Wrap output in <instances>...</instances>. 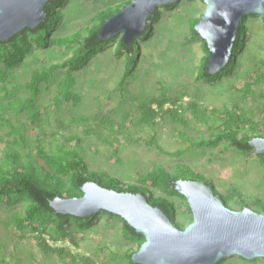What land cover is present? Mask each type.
Listing matches in <instances>:
<instances>
[{"label": "rangeland", "instance_id": "rangeland-1", "mask_svg": "<svg viewBox=\"0 0 264 264\" xmlns=\"http://www.w3.org/2000/svg\"><path fill=\"white\" fill-rule=\"evenodd\" d=\"M124 1L69 0L63 8L64 20L53 35L70 34L81 27L88 28L93 19L97 18V12L117 7L118 3ZM160 8L162 16L152 23L154 31L139 39L141 52L134 56L133 64L136 66L132 67L135 71L128 77L125 90L119 87V82L125 72L127 60L124 56L117 57V42H113L99 51L84 67L75 71L78 82L75 90L82 95L79 105L54 103L62 72L57 73L49 84L43 83L41 103L48 106V110L44 125L36 129V135H46V138L55 144L57 141L66 142L68 135L77 134L84 145L88 170L100 172V169H103L107 173L104 176L106 180L118 176L122 180L131 178L134 181L138 172H148L163 164L172 171L177 162H183L194 171L201 172L200 174L211 180L221 192L233 189L242 191L245 194L243 199L237 196L229 203L234 209L241 210L245 204L254 210L261 209L264 205V163L260 161L256 150L244 155L233 148H227L226 143L217 148L189 147V142L180 138V132H187L194 139L213 132L206 125L193 122L186 126L164 119L159 121L155 129L147 125L137 127L144 140H149L155 135L166 150L176 152L183 149V155L177 156L162 154L144 140L136 142L130 139L131 135L134 137V128L116 132L114 136L119 140L122 159L116 162V158H111L110 144L97 135L102 130L104 139L109 140L111 134L107 126H101L94 121L90 125L70 122L72 115L98 114L120 124L124 114H138L139 99L158 94L160 83L169 88L171 95L180 90L187 93L183 96L185 102L198 100L202 107L209 110L224 106L230 109H253L256 113L255 119L258 122L264 121V111L261 110L264 108V83L254 85L257 93L255 99L253 96L244 99L237 89L243 87L247 81L253 82L259 75H264V18L261 15L249 17L246 49L234 63L229 76L221 81L209 83L197 79L205 56L203 39L189 42L193 36V27L195 28L197 23L195 21L202 17L206 9L205 2L180 0L172 9L164 6ZM72 53L73 47L69 49L53 44L47 47L36 45L33 53L12 72V77L20 83H26L34 70L61 62ZM18 95L26 97L29 92L22 90ZM133 96L138 100H134ZM20 118L25 120V115ZM59 119L65 121V127L59 123ZM14 120L19 118L15 117ZM127 125L132 126L129 121L125 122V126ZM90 126L93 127L92 131ZM174 199L178 208L177 220L186 226L192 221L193 213L187 209L185 200L178 196ZM24 205L23 201L15 205H0V264H64L57 254L45 255L29 229L22 233L14 224H5V221L16 213L24 212ZM123 223L121 219L102 214L93 226L84 233H78L79 247L67 240L57 243L52 241L51 244L67 246L79 256L90 257L95 264H132L128 250L135 249L136 245L123 236ZM223 264H264V258L246 260L235 255L227 258Z\"/></svg>", "mask_w": 264, "mask_h": 264}, {"label": "trees", "instance_id": "trees-1", "mask_svg": "<svg viewBox=\"0 0 264 264\" xmlns=\"http://www.w3.org/2000/svg\"><path fill=\"white\" fill-rule=\"evenodd\" d=\"M131 1L125 0L123 3H118L117 7L105 8L97 12V18L93 19V23H90L93 25L89 24L88 28L81 27L73 33L54 36V31L59 29L64 20L65 11L63 8L69 0H51L45 8L47 12L45 20L36 28L27 27L9 40H0V205H15L21 201L25 202L24 212L16 213L5 221V224H14L22 233L29 229L41 251L47 256L57 254L64 264H95L90 257L79 256L67 246H54L51 242L57 243L67 240L75 247H79L78 233H84L93 226L102 214L124 221L123 236L136 245L135 249L128 250L132 264H135L132 260L133 253L140 248L146 237L132 229L122 217L108 211L96 212L86 217L58 213L52 206L56 198L81 197L84 184L95 181L102 186H108L118 191L141 192L147 196L152 204L166 211L178 227L184 228L183 222L177 220L178 208L174 197L182 198L186 202L187 209L191 212L192 209L186 196L176 189L175 182L179 179L201 180L204 178L200 174L201 172L194 171L187 163L177 162L172 171L163 164L148 172H138L134 181L131 178L122 180L118 176L106 180L104 176L107 173L103 169H100V172L88 170L84 145L77 134L68 135L66 142L57 141L55 144L52 140H48L46 135H36V129H40L44 125L48 110V106L41 103L43 83L49 84L57 73L62 72L63 76L57 84L54 103L61 105L66 102L79 105L82 101V95L75 90L78 83L75 71L84 67L99 51L104 50L107 45L113 42H117L115 49L117 57L124 56L127 60L125 72L119 82V87L125 90L128 77L135 71L132 67L134 56L141 52L139 39L147 37L148 33H152L154 31L152 23L162 16L159 7L155 16L150 18L147 30L130 43H125L121 39V35L108 40L100 39L98 30L104 21ZM176 5L170 4L164 7L172 9ZM249 17L251 16H246L240 25L229 64L216 74L207 72L209 48L206 40H202L205 56L198 72V80L213 83L229 76L234 63L247 47L249 38L247 20ZM95 19H97L96 22ZM198 21L199 19L195 22ZM196 39H200V37L193 27V36L189 42ZM52 44L66 46L69 49L73 47V53L61 62H55L34 70L30 80L26 83H20L12 77V72L33 53L36 45L47 47ZM263 83L264 75H259L253 82L247 81L243 87H237V89L242 93L244 99L251 96L255 99L257 93L254 85H262ZM22 90L29 92V95L26 97L19 96L18 94ZM186 95L187 93L183 90L171 95L169 88L164 83H160L158 94L139 99L138 114H124L123 122L120 124L106 116L100 117L98 114L72 115L69 120L72 123L88 125L94 121L101 126H107L111 134L109 140L104 139L102 130L97 135L102 136V139L110 144L111 158H116V162L122 161V159L119 140L114 136V133L134 128L135 130L132 129L134 137L131 135L130 139L139 142L144 139L139 135L137 127L147 125L155 129L159 121L164 119L186 126L196 122L206 125L209 130L213 131L203 134L197 139H194L187 132H180V138L183 141H188L189 147L217 148L222 143H226L227 148H233L240 154L249 155L255 150L249 141L254 137H264V121L258 122L255 119L256 113L253 109L248 110L241 107L230 109L224 106L209 110L202 107L198 100L185 102L183 96ZM133 98L138 100L136 96ZM261 110L264 111V108ZM22 115H25V120L20 118ZM15 117L19 120H14ZM126 121H129L134 127L125 126ZM59 123L64 127L66 126L62 119H59ZM89 129L92 131L93 127L90 126ZM90 130L88 132H91ZM144 141L148 145L156 147L162 154L177 156L184 153L183 149L176 152L166 150L155 135ZM258 157L264 163V154H258ZM206 183L214 187L215 192L229 207H231L229 204L231 199L237 196L243 199L245 196L242 191L237 189L221 192L211 180H207ZM255 210L264 212V205L261 209ZM225 260L217 264H223Z\"/></svg>", "mask_w": 264, "mask_h": 264}, {"label": "water", "instance_id": "water-1", "mask_svg": "<svg viewBox=\"0 0 264 264\" xmlns=\"http://www.w3.org/2000/svg\"><path fill=\"white\" fill-rule=\"evenodd\" d=\"M180 0H132L108 17L98 33L102 40L121 35L125 43L142 35L161 6ZM206 9L195 25L209 48L207 72L216 74L232 57L238 31L246 16L264 18V0H203ZM51 0H0V40H9L25 28H36L47 16ZM257 154H264V137L249 141ZM207 179H179L176 189L186 196L193 220L178 227L161 207L141 192L118 191L98 182L83 186V195L56 198V212L79 217L108 211L122 217L146 237L133 253L135 264H217L238 255L246 260L264 258V212L245 204L241 210L227 206L206 183Z\"/></svg>", "mask_w": 264, "mask_h": 264}]
</instances>
